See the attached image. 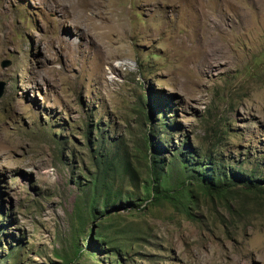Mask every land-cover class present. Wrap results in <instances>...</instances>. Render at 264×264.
<instances>
[{
  "label": "rangeland",
  "instance_id": "1",
  "mask_svg": "<svg viewBox=\"0 0 264 264\" xmlns=\"http://www.w3.org/2000/svg\"><path fill=\"white\" fill-rule=\"evenodd\" d=\"M0 81V264H264V213L81 197L115 146L264 173V0H0Z\"/></svg>",
  "mask_w": 264,
  "mask_h": 264
},
{
  "label": "trees",
  "instance_id": "2",
  "mask_svg": "<svg viewBox=\"0 0 264 264\" xmlns=\"http://www.w3.org/2000/svg\"><path fill=\"white\" fill-rule=\"evenodd\" d=\"M161 122L159 129L165 127ZM98 129V127H97ZM157 130V129H156ZM103 136H98V147L103 145ZM108 148L107 154H95L92 161L93 171L89 175L86 187L82 190L85 201V218H99L106 208L134 206L131 199L136 191L144 193V200L160 202L169 200L176 205L181 198L191 203L197 194L219 201L227 211V218L232 224L241 223L255 212L264 213V173L256 174V169L247 171L243 168H231L220 160H213L208 173L202 166L204 154L185 153L177 149L169 152V161L161 159L156 149L144 154L147 178H142L128 151ZM210 158V156H209ZM176 172V183L172 187L168 179ZM194 184L195 190L188 187ZM197 191V193H196ZM187 216L191 207L182 205ZM100 207V208H99ZM224 223V222H223ZM96 238L102 236L97 232ZM77 252V250H76Z\"/></svg>",
  "mask_w": 264,
  "mask_h": 264
},
{
  "label": "water",
  "instance_id": "3",
  "mask_svg": "<svg viewBox=\"0 0 264 264\" xmlns=\"http://www.w3.org/2000/svg\"><path fill=\"white\" fill-rule=\"evenodd\" d=\"M8 64H9L8 60H5V61L2 62L1 66H2V67H5V66H7ZM2 93H3V82L0 81V96L2 95Z\"/></svg>",
  "mask_w": 264,
  "mask_h": 264
}]
</instances>
